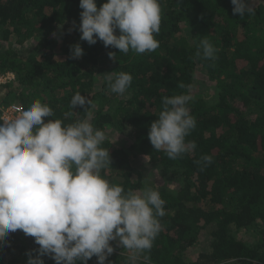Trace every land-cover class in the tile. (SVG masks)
Here are the masks:
<instances>
[{
  "label": "trees",
  "instance_id": "trees-1",
  "mask_svg": "<svg viewBox=\"0 0 264 264\" xmlns=\"http://www.w3.org/2000/svg\"><path fill=\"white\" fill-rule=\"evenodd\" d=\"M95 2L99 9L105 0ZM245 2L254 14L241 17L231 0H160L159 47L124 54L80 39L79 0H0V70L14 75L0 86V106L24 110L40 100L54 113L45 122L88 120L104 134L116 132L119 139L107 137L100 145L110 154L101 175L125 191L145 184L160 191L161 231L138 264H145V255L151 264H264V0ZM30 39V51H17ZM202 39L217 49L214 59L196 55ZM77 43L83 55L69 59ZM103 55L107 73L131 74L123 95L110 91L106 76L98 83ZM193 86L199 90L194 95ZM76 93L88 104L72 109ZM179 94L193 97L188 108L196 127L186 142L195 141L196 148L170 159L154 150L148 131L163 98ZM205 155L212 157L207 166L199 163ZM110 244L114 251L105 264H128L130 251L118 240ZM38 247L21 230L10 233L0 241V264H27L26 253ZM43 260L55 264L49 256ZM87 264H97L96 257Z\"/></svg>",
  "mask_w": 264,
  "mask_h": 264
},
{
  "label": "clouds",
  "instance_id": "clouds-1",
  "mask_svg": "<svg viewBox=\"0 0 264 264\" xmlns=\"http://www.w3.org/2000/svg\"><path fill=\"white\" fill-rule=\"evenodd\" d=\"M234 14H254L245 0H231ZM80 39L93 45L97 40L120 53L155 51L162 19L160 0H79ZM119 31V35L115 34ZM202 49V53H201ZM217 49L202 39L196 55L214 59ZM83 49L70 45L69 59H79ZM116 60V54L109 52ZM112 93L123 95L131 85L127 72L107 73ZM181 88L185 85L180 84ZM193 97L179 94L164 97L162 110L150 124L148 139L156 151L177 159L194 151L195 141L186 137L196 127L188 104ZM88 100L73 95L70 106H84ZM53 110L40 100L33 101L17 117L0 124V241L21 230L39 246L26 253L27 264H44L49 256L55 264H87L93 256L105 264L118 240L130 251L128 264H138L140 254L151 250L161 231L158 217L165 215L160 191L147 184L127 190L101 175L110 165L106 139L88 120L65 124L53 117ZM212 162L205 155L199 163ZM33 252L35 253L33 255ZM145 264H151L144 256Z\"/></svg>",
  "mask_w": 264,
  "mask_h": 264
},
{
  "label": "rangeland",
  "instance_id": "rangeland-1",
  "mask_svg": "<svg viewBox=\"0 0 264 264\" xmlns=\"http://www.w3.org/2000/svg\"><path fill=\"white\" fill-rule=\"evenodd\" d=\"M186 35L188 34V31H186V33H185ZM34 43V39H30V40H27L26 42H24L23 43V45L21 46V48L20 47H18L17 48V51H30L31 50V45ZM101 61H100V71H99V73H98V83L99 82H102L103 81V79L105 78V74L108 72V68H107V62H108V56H106V55H103L102 57H101V59H100ZM201 71V70H200ZM197 77H199V76H197ZM201 77H199V81L201 82ZM197 85H199V82H197ZM202 87H204L203 89H204V91H205V87H206V85H205V83L204 82H202L201 84H200ZM200 85H199V88H200ZM201 89V88H200ZM197 91H199V90H197L196 88H195V86H193L191 89H190V94H192V95H194V94H196V92ZM201 91H203L202 89H201ZM207 91V90H206ZM110 132V133H109ZM105 137L107 138H109V139H112V138H116V139H119V134H117L116 132H114V131H108V133L106 134L105 133ZM134 164H135V166L137 167V168H141L140 167V165H139V163L138 162H134ZM145 171V170H144ZM151 170H150V168H148L147 169V172L149 173ZM150 174V176L149 177H155V174H154V172H152V175H151V173H149ZM166 182L165 181H163V180H160L159 181V185H162L163 187H165L167 184H165ZM243 238L245 239V241H248L249 239H248V236L246 235V234H244L243 235ZM205 245V243H204V241H201L200 243H198V246H195L194 248H195V250L194 251H192L191 253L194 255V253L193 252H196V251H199L200 249H201V247H203Z\"/></svg>",
  "mask_w": 264,
  "mask_h": 264
},
{
  "label": "built area",
  "instance_id": "built-area-1",
  "mask_svg": "<svg viewBox=\"0 0 264 264\" xmlns=\"http://www.w3.org/2000/svg\"><path fill=\"white\" fill-rule=\"evenodd\" d=\"M13 80V73L0 70V86L8 84ZM22 110V107L16 104L0 106V124L14 119L19 115Z\"/></svg>",
  "mask_w": 264,
  "mask_h": 264
}]
</instances>
